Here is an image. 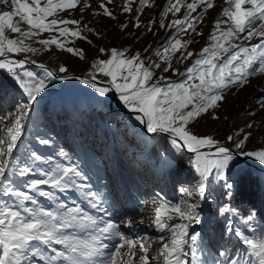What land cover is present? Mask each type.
<instances>
[{
	"label": "snow or ice",
	"instance_id": "1",
	"mask_svg": "<svg viewBox=\"0 0 264 264\" xmlns=\"http://www.w3.org/2000/svg\"><path fill=\"white\" fill-rule=\"evenodd\" d=\"M134 2L126 0L122 11L132 13ZM112 3L113 0H101L100 11L94 14L116 19L109 7ZM0 4L10 7L0 13V70L10 75L26 96L10 126L7 117L0 116V197L8 198H0V264H154L158 257L149 256L152 247L149 241L143 237L128 239L120 231L122 224L132 227L131 219L116 222L105 218L111 214L103 206V198L85 183L87 177L78 166L56 162L43 170L34 164L21 166L14 156L22 139L24 121L34 105L43 98L50 81L64 78L57 77L44 64L38 65L43 71L42 77L25 70L29 62L26 54L35 56L41 50L26 41L38 43L45 51L54 46L56 50L84 60L83 49L68 45L77 40L92 44V40L83 34L81 21L60 17V13L77 9L80 0H0ZM225 5L220 14L222 19L215 21L210 33V45L194 54L187 51L191 41L182 42L177 37L189 31L202 35L197 31V24L203 23L204 17L200 14L193 16V13L198 9L208 13L215 8V0H192L186 4L184 0H168L163 17L169 13L175 16L182 7L186 12L168 25L163 20L159 23L160 28L176 29V34L154 53L162 63L147 61L140 53L128 54V50L100 48L98 52L107 58L96 60L91 65V78L82 81L99 97L107 98L110 92H114L137 126H143V130L153 136H165L177 152L186 149L192 154L189 163L199 179L192 189H180L191 198V202L173 204L161 200L154 209L153 225L162 233H170L167 242L161 241L159 257L163 264H207L198 255L199 234L189 232L193 225L202 224L199 201H208L211 185L217 183L223 190L221 197L225 201L217 204V214L225 219L239 216V210L231 203L237 194L236 184L229 183L231 174L239 171L248 158L264 165V148H245L252 136L251 131H238L235 135L242 134L240 139L226 137L234 146L233 151L219 140L198 135L192 130V126L206 115L213 120L220 119L211 113L224 101L226 89L243 88L250 82V76H264V0H225ZM146 6H149V0H139L135 11L140 13ZM88 7L85 3L80 11ZM135 19L134 27L139 28V16ZM22 24L27 25L26 30ZM127 28V23L120 25L121 31ZM87 31L97 37L100 35L92 28ZM148 31H152L151 26ZM9 33L18 36L12 38ZM45 33L49 38H39ZM254 39L258 42L253 44ZM177 53L181 54L182 60L193 55L199 57L187 68L184 82H169L163 76L156 77L154 69L176 74L171 60ZM22 54H25L23 58H14ZM58 71L65 73L67 68L61 65ZM97 75L107 78V86H98ZM260 103L264 107V101ZM252 128V124L246 125V129ZM38 139L42 145L51 143L46 138ZM58 156L61 161L68 159L63 150ZM29 159L36 162L42 158L33 151ZM165 162L171 164V158L166 157ZM33 173L36 178L26 180L24 190L17 187L18 178ZM45 187L50 190L45 191ZM70 190L96 214H91L75 200L69 204L57 195ZM37 197L44 198L53 207H42ZM172 221L176 222L170 223ZM258 221L264 222V211L242 216L244 230L227 227L225 231L234 235L237 243L232 249L218 250L212 264H264V228H258ZM189 256L190 260L187 259Z\"/></svg>",
	"mask_w": 264,
	"mask_h": 264
},
{
	"label": "rangeland",
	"instance_id": "2",
	"mask_svg": "<svg viewBox=\"0 0 264 264\" xmlns=\"http://www.w3.org/2000/svg\"><path fill=\"white\" fill-rule=\"evenodd\" d=\"M100 2L101 0H80L77 9L60 13L61 18L81 21L80 28L83 29V34L92 40V44L77 40L75 44L68 45L83 49L86 57L84 60L69 53L56 50L54 46L52 50L45 51L42 46L32 40H27L26 43L41 50L35 56L26 54L27 59L44 64L59 76L83 73L89 78H91L93 73L91 65L98 59L107 58L98 52L100 48H104L106 51L112 48L128 50V54L140 53L142 58L147 61L161 62L160 58L154 53L157 49H161L176 34V29L160 28L159 23L163 20L165 25H168L171 20L182 18L186 12V8L182 7L181 12L175 16L169 13L167 17H163L162 13L164 8L168 6V0H149V6H146L142 12L137 13L135 9L139 7V0H135L132 5L133 12L124 13L122 8L126 0H113V3L109 7L114 12L116 19H111L94 14L100 11L98 7ZM184 2L186 4L192 2V0H184ZM85 3L89 7L80 11ZM225 6V0H215V8L208 13H203L201 9H198L197 13H193V16L200 14L204 17L203 23L197 24V31L202 32V35H196L189 31L187 34L181 33L177 37L182 42L191 41L187 51L198 54L202 48L210 45V33L214 30L215 21L222 19L220 14ZM8 10H10L8 5L0 4V13ZM136 16H139V28L134 27ZM124 23L128 24V28L121 31L120 25ZM149 26H151L152 31H148ZM21 27L25 30L27 29V25L22 24ZM88 28L99 32V37L95 36L92 32H88ZM9 35L12 38L18 36V34L10 33ZM39 38H49V34L45 33L43 37ZM257 42L254 39L251 43ZM24 55L22 54L23 57ZM197 58H199L198 55H193L187 60H182L181 54L177 53L171 60L176 74H173L172 71L164 73L159 69H154V72L156 77L163 76L169 82L182 83L185 79L184 73ZM61 65L67 68V72L60 73L58 71ZM25 70L37 73L41 77L43 76V71L39 67L26 64ZM1 71H3L0 74L1 76L7 77L6 75H8L12 79L11 81L8 78L7 83L17 88L13 87L10 89V92L8 91L5 94L6 96L0 90V102H2V105H7L9 103L7 102L8 98L12 97V102L7 105V110L4 114L0 115L7 117V123L10 126L11 120L18 110V106L26 101V96L15 80L6 71ZM96 79L104 82L107 81V78H104L102 75H97ZM83 80L69 79L61 82L55 79L50 81L49 88L43 94V98L34 105L33 110L24 121L25 127L22 139L14 156L18 159L21 166L25 163L29 165L34 164L38 166V169L43 170L49 169L50 164L54 165L56 162H70L78 166L87 177L85 183L89 185L91 190L98 193L103 200L107 197V203H104L105 206L121 205L123 201H126L127 197L125 193L122 194L121 188L125 190L129 188V182L132 184L140 183L143 187L142 194L146 202L143 212L136 219L131 220V228L122 224L120 231L129 236L131 230H136L137 234L135 236L139 234L136 239L143 237L151 243L152 247L149 250V256L158 257L154 264H163L162 258L159 257L161 241L167 242L170 233L167 231L162 233L155 228L152 223L154 209L161 200L173 204H182L185 201L191 202V198L184 195L180 189H192L199 179L189 163V157L192 154L182 151L183 149L177 152L171 147L169 139L163 135L153 136L152 138L147 136L149 134L143 130V126L135 124L131 114L125 115L108 111L106 103L110 100H112L114 107L126 111L127 109L119 102L118 95L114 92H110L107 98L99 97L98 94H95L93 90L83 84ZM249 80L250 82L243 88L230 87L224 91V101L221 102L217 110L211 113L213 116H219L220 119L213 120L210 116L206 115L199 123L192 126V130L198 135L211 136L219 140L221 144L232 147L234 146L226 140V137L234 136V139H240L242 138V134L241 136H236L235 134L240 130H247L252 132V136L250 141L246 143L245 148L247 150L264 148V107H261L260 103L264 101V76L253 75L249 77ZM249 113L252 114L250 115ZM247 124H252L253 128L246 129ZM142 131L146 135V138L143 137ZM60 137H62L63 147L58 146ZM38 138H50L52 143L42 145L39 143ZM105 138H107L105 140L107 143L104 147H101ZM95 140L99 143L96 147H99V151H102L101 154L92 152V149L89 148L90 141ZM60 150H63L67 154V160L61 161V158L58 156ZM33 151L41 156V161L33 162L29 159V154ZM74 157L82 161L88 169V173L81 169L80 161ZM166 157L171 158V164L165 162ZM247 161L251 165L243 163L239 171L232 172L231 176L233 177L230 180L231 183L234 182L236 184V193L240 192L241 188L248 191L244 186L245 182L242 181L240 174L237 175V173L246 169V167L250 168L251 171H247L255 179L250 178L248 180L250 183H254L256 180L258 188L254 194L252 189L250 192L252 193L251 195L255 196L254 200H256V204H248L246 208L244 207V212L241 211L240 206L234 205L235 199H233L231 203L239 210L240 215L229 216L227 219L219 216L216 206L225 201L221 197L223 190L217 183L211 185L207 207L205 202L199 201L198 211L202 218V224L204 223L205 226L203 229L205 234L200 230L192 232V227L189 229V232L191 234H199L197 241L198 255L200 259L206 260L207 264H212V261L217 258L216 253L218 250L225 248L232 249L236 245L237 238L225 231L227 227L244 230L241 222L242 216L247 215L249 212L260 213L264 211V165L259 164V162L251 158H248ZM101 169L105 171L106 183L96 178L97 170ZM118 169L131 172L124 174L126 179H123V177H120L121 171ZM192 171L195 175L191 174ZM30 178H36L35 174L18 178L17 187L24 190V182ZM44 190L49 191L50 189L45 187ZM67 194L68 197L65 198L64 194L57 193L61 200L70 204L75 200L77 193L70 190ZM77 197L79 196L77 195ZM0 198L8 199L7 197ZM37 199L42 207L51 208L48 205L50 202L44 198L37 197ZM247 199L250 200L248 197ZM208 210L211 216L209 223L206 224L209 214ZM119 211H121V207H119ZM139 221H143V223H139ZM175 222L172 221L170 223ZM258 228H264V222L258 221ZM127 235L125 236L127 237ZM253 238L256 237L253 236Z\"/></svg>",
	"mask_w": 264,
	"mask_h": 264
},
{
	"label": "trees",
	"instance_id": "3",
	"mask_svg": "<svg viewBox=\"0 0 264 264\" xmlns=\"http://www.w3.org/2000/svg\"><path fill=\"white\" fill-rule=\"evenodd\" d=\"M3 71H1L0 72V74L2 73ZM7 77H4V76H1L0 75V90L2 91V93L5 95V94H7L8 93V91L10 90V89H12L13 87H15L14 85H11L10 83H7V80H8V75H6ZM10 79V78H9ZM11 81H12V79H10ZM16 88V87H15ZM17 89V88H16ZM10 92V91H9ZM10 96V95H9ZM7 102H9L8 104H10L11 102H12V97L10 96L9 98H8V101ZM2 102H0V115H2V114H4L5 113V111L7 110V105H2L1 104ZM95 149V151H98L96 148H94ZM191 157V156H190ZM247 170H249V171H251L250 170V168H247L246 167V169H244V170H242V171H240V172H238L237 173V175H239L240 174V177H241V179H242V181L243 182H245V187L247 188V190L248 191H245V189H242L241 188V191L240 192H238L236 195H235V202H234V205L235 204H237L238 206H240V209H241V211H244L245 209H244V207L246 208L247 207V205L248 204H250L251 203V205H253V204H256V200H254L255 198V196L254 195H251L252 193H250L251 192V189H252V191H253V194H254V192H255V190L256 189H258L257 188V182H256V180H255V182L254 183H250L249 182V180L248 179H250V178H253V179H255V177L251 174V173H249V171H247ZM187 171H189L188 169H187ZM190 172V171H189ZM191 174L192 175H195V173H193V171L191 172ZM256 174V173H255ZM243 176V177H242ZM237 177V176H236ZM241 179H238V180H241ZM251 187V188H250ZM245 193V194H244ZM256 194V193H255ZM247 197L248 198H250V200L249 199H247ZM245 212V211H244Z\"/></svg>",
	"mask_w": 264,
	"mask_h": 264
},
{
	"label": "water",
	"instance_id": "4",
	"mask_svg": "<svg viewBox=\"0 0 264 264\" xmlns=\"http://www.w3.org/2000/svg\"><path fill=\"white\" fill-rule=\"evenodd\" d=\"M14 58H23V56H21V57H14ZM29 61V60H28ZM27 64H29V65H32V66H34V67H38V65L40 64V63H36V64H33V63H31V61H29ZM47 67V66H46ZM48 68V67H47ZM49 69V68H48ZM50 70V69H49ZM56 75V74H55ZM57 77H60L59 75H56ZM63 77L64 78H71V79H90L89 77H87L86 75H84L83 73H73V74H68V75H63ZM56 80H58L59 81V79H56ZM97 80V79H96ZM97 83H98V86H107V83L106 82H104V81H101V80H97ZM108 108H109V110H111V111H114V112H117V113H129L128 111H126V110H123V109H121V108H116V107H113L112 106V100H110V101H108ZM146 132V131H145ZM150 135V134H149ZM226 145V144H225ZM227 146H229V147H232V146H230V145H227ZM233 148V151H235V149H234V147H232ZM186 153H188L187 152V150L186 149H183ZM214 150V149H213ZM205 151H211V150H205ZM188 154H191V153H188ZM245 163H247L248 165H251V163L249 162V161H246Z\"/></svg>",
	"mask_w": 264,
	"mask_h": 264
},
{
	"label": "bare ground",
	"instance_id": "5",
	"mask_svg": "<svg viewBox=\"0 0 264 264\" xmlns=\"http://www.w3.org/2000/svg\"><path fill=\"white\" fill-rule=\"evenodd\" d=\"M69 79H71V78H63V79H59V81L65 82L66 80H69Z\"/></svg>",
	"mask_w": 264,
	"mask_h": 264
}]
</instances>
